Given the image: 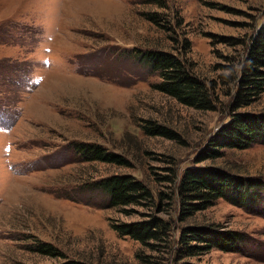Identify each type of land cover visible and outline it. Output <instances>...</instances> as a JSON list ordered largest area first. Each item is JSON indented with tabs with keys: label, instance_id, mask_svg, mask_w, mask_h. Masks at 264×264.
Returning a JSON list of instances; mask_svg holds the SVG:
<instances>
[{
	"label": "rangeland",
	"instance_id": "rangeland-1",
	"mask_svg": "<svg viewBox=\"0 0 264 264\" xmlns=\"http://www.w3.org/2000/svg\"><path fill=\"white\" fill-rule=\"evenodd\" d=\"M263 24L264 0H0V264L64 262L38 253L42 243L89 264H177L186 226L240 236L234 252L214 248L193 263L264 264V134L247 149L198 161L229 120L231 68ZM149 50L183 55L215 87L217 109L156 90L160 78L142 55ZM241 110L264 114V93ZM152 126L166 134L150 135ZM85 145L126 165L87 161L78 150ZM208 166L253 188L181 221L176 183ZM114 175L143 181L155 206L131 215L111 208L100 181ZM150 216L174 219L172 249L111 227Z\"/></svg>",
	"mask_w": 264,
	"mask_h": 264
},
{
	"label": "trees",
	"instance_id": "trees-1",
	"mask_svg": "<svg viewBox=\"0 0 264 264\" xmlns=\"http://www.w3.org/2000/svg\"><path fill=\"white\" fill-rule=\"evenodd\" d=\"M245 56L236 58L231 68L230 83L234 84L235 93L230 104L228 122L221 130L212 135L198 158L199 163L223 157L226 149H247L264 134V114L242 112V108L251 105L264 93V24L259 29ZM144 61L151 70L158 73L160 82L154 88L175 99L182 105L199 111H214L217 101L215 87H211L201 76L195 74L188 61L180 54L149 50L142 53ZM240 75V76H239ZM150 135H165L157 127H147ZM79 152L87 161H100L119 166L126 165L124 159L95 145L79 146ZM173 178V182L175 181ZM253 181L242 179L231 171L219 167L208 166L187 169L176 183V191L181 198L184 216L192 215L214 205L228 194L246 193L252 189ZM101 187L109 196L110 207L119 209L125 215H131L134 207L152 209L156 198L150 188L134 177L114 175L100 181ZM162 196V195H159ZM241 200V204H244ZM149 220L133 223H111L121 237H129L148 245L149 241H160L165 248H173V230L176 229L174 219L150 216ZM222 229V228H221ZM218 227L186 226L180 230L177 247V264H196L190 259L207 254L217 248L224 252H234L240 236L234 231H223ZM38 253L51 257H63L61 264H89L83 261L67 259L52 244L42 243Z\"/></svg>",
	"mask_w": 264,
	"mask_h": 264
}]
</instances>
